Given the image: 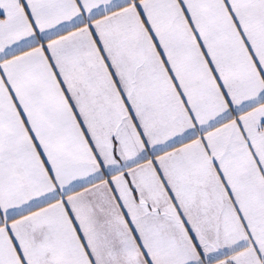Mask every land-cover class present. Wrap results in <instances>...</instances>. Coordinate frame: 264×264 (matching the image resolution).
Returning <instances> with one entry per match:
<instances>
[{"label":"snow or ice","instance_id":"6c2138e0","mask_svg":"<svg viewBox=\"0 0 264 264\" xmlns=\"http://www.w3.org/2000/svg\"><path fill=\"white\" fill-rule=\"evenodd\" d=\"M0 264H264V0H0Z\"/></svg>","mask_w":264,"mask_h":264}]
</instances>
